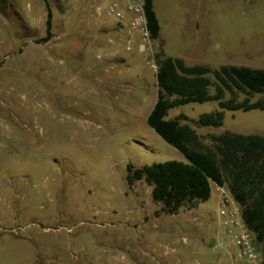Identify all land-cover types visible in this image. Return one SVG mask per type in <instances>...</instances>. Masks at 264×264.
Instances as JSON below:
<instances>
[{
  "label": "rangeland",
  "instance_id": "374dc122",
  "mask_svg": "<svg viewBox=\"0 0 264 264\" xmlns=\"http://www.w3.org/2000/svg\"><path fill=\"white\" fill-rule=\"evenodd\" d=\"M110 1L46 0L52 35L43 41L44 0H0V264H215L224 249L214 243L229 247L213 183L206 201L165 214L151 186L126 181L127 163L187 158L147 123L158 94L148 53L121 40L113 47L127 65L102 66L112 45L99 50L90 39L98 22L118 23L96 14ZM154 8L159 40L149 48L160 41L165 56L186 65L264 69V0H154ZM218 108L189 102L165 119L187 116L205 143L224 131L264 135L260 109L196 125Z\"/></svg>",
  "mask_w": 264,
  "mask_h": 264
},
{
  "label": "trees",
  "instance_id": "16d2710c",
  "mask_svg": "<svg viewBox=\"0 0 264 264\" xmlns=\"http://www.w3.org/2000/svg\"><path fill=\"white\" fill-rule=\"evenodd\" d=\"M44 2L47 18L42 40L48 41L52 14ZM144 9L150 38L156 39L159 23L152 0H144ZM154 62L158 94L147 123L187 161L167 160L140 167L127 163V183L143 180L151 186V198L160 203L159 211L165 214L206 201L211 183L226 185L242 206L244 222L255 234L264 262V135L224 131L208 135L209 143H205L189 123L182 122L187 116L165 119L171 107L209 100L218 101L219 108L200 114L197 126H220L225 110H264V69L186 65L181 58L165 56L161 49Z\"/></svg>",
  "mask_w": 264,
  "mask_h": 264
},
{
  "label": "built area",
  "instance_id": "2783aa9c",
  "mask_svg": "<svg viewBox=\"0 0 264 264\" xmlns=\"http://www.w3.org/2000/svg\"><path fill=\"white\" fill-rule=\"evenodd\" d=\"M96 14H104L106 17L116 19L118 22L126 23L130 30L140 34V47L148 51L150 33L147 27V19L144 9V0H114L104 7L97 5ZM133 41L128 40L126 48L131 50ZM153 70L157 69L155 62L151 63ZM218 192L219 199V231L226 237L227 243L218 239L214 249L223 248L233 264H264L262 250L255 234L246 226L242 206L239 204L226 185L213 183Z\"/></svg>",
  "mask_w": 264,
  "mask_h": 264
},
{
  "label": "crops",
  "instance_id": "0c3cea01",
  "mask_svg": "<svg viewBox=\"0 0 264 264\" xmlns=\"http://www.w3.org/2000/svg\"><path fill=\"white\" fill-rule=\"evenodd\" d=\"M152 4H153V10L157 17V14L154 8V0H152ZM157 20H158V17H157ZM79 21L83 24L85 23L88 27H90L91 25H94V21H92L91 17L87 16L86 14L80 15ZM98 23L96 26L97 28L95 29L96 31L94 30L95 32L91 34V39H90L91 43L95 44L96 46L98 45L99 50L102 49L104 42L110 43L113 48L111 51H107L108 55H110L109 59L108 60L106 59L103 61L102 66L105 68V72L112 70V68H115V64L113 62H117L120 65H127L128 60L119 54L118 48L113 47V46H116V44H118L119 41L121 40L125 41L126 44L128 40H131L133 41V44L137 43V45L140 46V34L136 31L130 30V28L126 25V23H122V22H118V23L115 22V24L114 23H106V24L99 23L98 24ZM159 31H160V26H159ZM158 38H159V34L156 39H151V40H159ZM79 47H80V44H78V42L76 41L74 43L66 44L65 50H64L66 56H72L73 53H75L73 51ZM161 48H162V43L160 41L159 43L156 44V49L150 47L148 51H146L148 53V59L152 58V60L154 61L155 53ZM98 81L102 84L107 82V80H104L102 78H99ZM220 254H221L220 257H217L215 260H213L215 264H233L230 255L226 251H222L220 252Z\"/></svg>",
  "mask_w": 264,
  "mask_h": 264
}]
</instances>
